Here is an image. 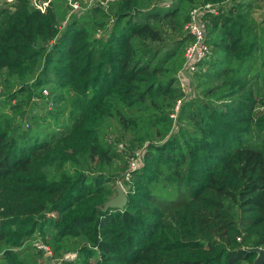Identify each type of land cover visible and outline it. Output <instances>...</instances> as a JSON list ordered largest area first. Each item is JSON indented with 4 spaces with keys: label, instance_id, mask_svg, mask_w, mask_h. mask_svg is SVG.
<instances>
[{
    "label": "trees",
    "instance_id": "obj_1",
    "mask_svg": "<svg viewBox=\"0 0 264 264\" xmlns=\"http://www.w3.org/2000/svg\"><path fill=\"white\" fill-rule=\"evenodd\" d=\"M63 2L0 4V264H254L264 0ZM192 8L208 52L187 93Z\"/></svg>",
    "mask_w": 264,
    "mask_h": 264
},
{
    "label": "built area",
    "instance_id": "obj_2",
    "mask_svg": "<svg viewBox=\"0 0 264 264\" xmlns=\"http://www.w3.org/2000/svg\"><path fill=\"white\" fill-rule=\"evenodd\" d=\"M12 1V0H4ZM69 8V12H75L80 8L78 0H64ZM96 0H86L88 3H94ZM105 0H100V3H103ZM168 2V1H166ZM29 3L37 8L39 11L44 12L47 7L50 6L49 0H29ZM203 8L213 9L209 4H205ZM201 8H192L189 12V19L185 23V29L192 35V41L188 43L184 50V61L181 68L177 71V76L181 81L183 73L190 72L194 69V61L203 57L208 52V46L204 41V27L199 18ZM182 84V83H181ZM135 161H130V166H135ZM34 245L36 247L42 248L46 253H49V248L44 243L39 240H35ZM73 257L74 254L70 253Z\"/></svg>",
    "mask_w": 264,
    "mask_h": 264
},
{
    "label": "rangeland",
    "instance_id": "obj_3",
    "mask_svg": "<svg viewBox=\"0 0 264 264\" xmlns=\"http://www.w3.org/2000/svg\"><path fill=\"white\" fill-rule=\"evenodd\" d=\"M62 1V0H61ZM5 2H7V1H4V0H0V4H2V3H5ZM65 2V1H64ZM63 2V4L65 5L66 4V2L64 3ZM89 4L90 3H88V2H84V4L78 9V10H84L85 8H87V6H89ZM77 10V11H78ZM79 12V11H78ZM70 14L71 13H73V14H75V13H77L76 11L75 12H69ZM64 23V22H63ZM26 70V69H25ZM8 72L10 73V79H11V81L13 80L14 82H17V81H19V80H21V79H26V78H28L29 76H30V74H28V73H30L28 70H26L25 72H23L22 74H25L24 76H22V77H20L19 75L15 78V77H13V74H17L18 73V71H17V69H10V70H8ZM18 78V79H17ZM191 80V73L190 72H185V73H183V75H182V77H181V83H182V85H183V87H184V90L188 93V92H190L191 91V89H190V87H189V81ZM12 81V84H14V82ZM39 104H40V106L41 107H43L44 106V102L43 101H41V102H39ZM46 105V104H45ZM116 186H120L121 187V189L123 190V191H125V188H124V186H125V184H123V182H120V181H116V185H115V187ZM46 254H49V253H46ZM72 255L70 254V253H67V258H70ZM55 262H53L52 264H61L59 261L60 260H54Z\"/></svg>",
    "mask_w": 264,
    "mask_h": 264
},
{
    "label": "water",
    "instance_id": "obj_4",
    "mask_svg": "<svg viewBox=\"0 0 264 264\" xmlns=\"http://www.w3.org/2000/svg\"><path fill=\"white\" fill-rule=\"evenodd\" d=\"M126 202V195L125 191L121 189L120 186L115 187V193L107 198L103 203V209H106L107 207H122ZM257 255L254 258V264H263L264 259V249L263 248H256Z\"/></svg>",
    "mask_w": 264,
    "mask_h": 264
}]
</instances>
